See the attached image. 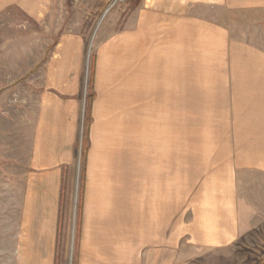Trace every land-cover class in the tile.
Returning <instances> with one entry per match:
<instances>
[{"label": "crops", "instance_id": "0c3cea01", "mask_svg": "<svg viewBox=\"0 0 264 264\" xmlns=\"http://www.w3.org/2000/svg\"><path fill=\"white\" fill-rule=\"evenodd\" d=\"M262 3L142 0L136 18L127 19L117 45L126 46L118 66L125 75L111 77L101 92L91 82L75 264H167L181 257L183 245L224 248L264 221V52L233 39L213 15L215 8ZM183 47L194 68L210 74L206 85L222 68L232 89L213 96L222 101L212 109L222 125L210 129L220 134L206 141L184 203ZM44 97L12 232L0 215V238L8 236L15 258L29 264H58L67 246L79 127L76 88Z\"/></svg>", "mask_w": 264, "mask_h": 264}, {"label": "rangeland", "instance_id": "374dc122", "mask_svg": "<svg viewBox=\"0 0 264 264\" xmlns=\"http://www.w3.org/2000/svg\"><path fill=\"white\" fill-rule=\"evenodd\" d=\"M141 4L142 0H0V215L4 211L7 233L13 231L18 210L15 207L23 197L44 95L76 88L80 96L70 208L65 220L68 242L58 264H75L91 82L94 79L96 92H101L107 89L111 77L125 75V68L118 66L125 64L126 46L117 45L125 38L127 19L136 18ZM213 13L233 39L264 52V3L235 4L230 10L215 8ZM188 51L183 47L179 70L183 203L203 166L206 141L217 140L219 132L210 127L222 125V118L212 116L214 104L221 109L222 101L213 100V96L219 99L221 92L232 91L223 83L226 70L222 68L214 70L215 83L206 85L205 77L210 74L194 68ZM240 72L237 69L236 74L243 76ZM197 78L202 84L195 86L192 82ZM208 126L212 133L207 132ZM2 240L0 264H29L15 258L8 236ZM167 264H264V221L224 248L183 245L181 257Z\"/></svg>", "mask_w": 264, "mask_h": 264}, {"label": "trees", "instance_id": "16d2710c", "mask_svg": "<svg viewBox=\"0 0 264 264\" xmlns=\"http://www.w3.org/2000/svg\"><path fill=\"white\" fill-rule=\"evenodd\" d=\"M89 99H91L92 98V94L91 95H89V97H88Z\"/></svg>", "mask_w": 264, "mask_h": 264}]
</instances>
